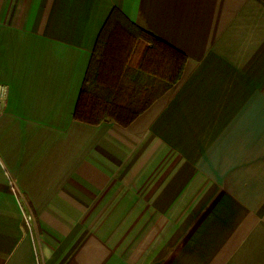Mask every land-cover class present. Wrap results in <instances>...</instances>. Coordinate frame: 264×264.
<instances>
[{
	"label": "crops",
	"instance_id": "obj_1",
	"mask_svg": "<svg viewBox=\"0 0 264 264\" xmlns=\"http://www.w3.org/2000/svg\"><path fill=\"white\" fill-rule=\"evenodd\" d=\"M113 8L187 59L79 121ZM0 83V264H264V0H0Z\"/></svg>",
	"mask_w": 264,
	"mask_h": 264
},
{
	"label": "trees",
	"instance_id": "obj_2",
	"mask_svg": "<svg viewBox=\"0 0 264 264\" xmlns=\"http://www.w3.org/2000/svg\"><path fill=\"white\" fill-rule=\"evenodd\" d=\"M186 59L184 53L113 8L96 40L73 118L87 123L111 119L128 124L151 103L138 72L148 71L172 85L179 80ZM132 62L137 69L130 68Z\"/></svg>",
	"mask_w": 264,
	"mask_h": 264
},
{
	"label": "built area",
	"instance_id": "obj_3",
	"mask_svg": "<svg viewBox=\"0 0 264 264\" xmlns=\"http://www.w3.org/2000/svg\"><path fill=\"white\" fill-rule=\"evenodd\" d=\"M7 85L4 83H0V114L3 109V104L7 95Z\"/></svg>",
	"mask_w": 264,
	"mask_h": 264
}]
</instances>
